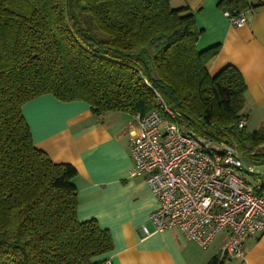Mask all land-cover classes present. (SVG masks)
<instances>
[{
    "label": "trees",
    "instance_id": "trees-1",
    "mask_svg": "<svg viewBox=\"0 0 264 264\" xmlns=\"http://www.w3.org/2000/svg\"><path fill=\"white\" fill-rule=\"evenodd\" d=\"M264 0H220L236 15ZM169 0H0V264H111L110 232L77 217L75 168L34 146L22 105L41 94L81 100L94 116L164 107L186 131L233 143L264 164V128L238 127L246 84L220 50H198L201 29ZM264 190V177L251 173ZM212 256L206 264H223Z\"/></svg>",
    "mask_w": 264,
    "mask_h": 264
},
{
    "label": "crops",
    "instance_id": "crops-1",
    "mask_svg": "<svg viewBox=\"0 0 264 264\" xmlns=\"http://www.w3.org/2000/svg\"><path fill=\"white\" fill-rule=\"evenodd\" d=\"M220 0H169L173 8L187 7L201 33L197 49L220 44L206 63L210 74L227 64L235 66L246 84L245 115L248 130L264 128V3L251 8L246 23L237 27L218 8ZM22 114L34 146L56 163L76 170L73 184L78 194L79 220L94 218L110 232L111 264H206L227 238L222 230L202 248L177 229L155 231L148 219L157 199L142 178L131 177L129 128H136L133 114L109 111L94 116L81 100L60 101L41 94L22 105ZM260 176V174H259ZM253 184L258 181L251 177ZM264 190H262L263 192ZM261 192V193H262ZM143 226L147 232L143 231ZM223 264H264V241L247 236L240 256Z\"/></svg>",
    "mask_w": 264,
    "mask_h": 264
},
{
    "label": "built area",
    "instance_id": "built-area-1",
    "mask_svg": "<svg viewBox=\"0 0 264 264\" xmlns=\"http://www.w3.org/2000/svg\"><path fill=\"white\" fill-rule=\"evenodd\" d=\"M249 11L224 15L240 27ZM164 110L170 119L157 110L134 115L136 129L128 141L130 176L142 178L157 199L148 214L154 230L177 229L202 248L225 230L218 255L224 259L242 255L247 236L264 241V191L255 192L252 167L242 165L236 146L186 131ZM245 124L241 117L238 127Z\"/></svg>",
    "mask_w": 264,
    "mask_h": 264
},
{
    "label": "rangeland",
    "instance_id": "rangeland-1",
    "mask_svg": "<svg viewBox=\"0 0 264 264\" xmlns=\"http://www.w3.org/2000/svg\"><path fill=\"white\" fill-rule=\"evenodd\" d=\"M136 128H132L130 127L128 130L130 133H132L133 130H135ZM241 161H242V165L247 168V167H252V172L254 174H260V176L264 177V164H261V165H252L246 161H244L242 158H241ZM250 180V179H249ZM251 181V180H250Z\"/></svg>",
    "mask_w": 264,
    "mask_h": 264
}]
</instances>
